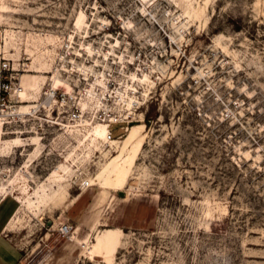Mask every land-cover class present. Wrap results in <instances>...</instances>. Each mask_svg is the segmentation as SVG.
<instances>
[{
    "label": "rangeland",
    "instance_id": "1",
    "mask_svg": "<svg viewBox=\"0 0 264 264\" xmlns=\"http://www.w3.org/2000/svg\"><path fill=\"white\" fill-rule=\"evenodd\" d=\"M1 1L0 58L24 88L0 126L18 264H264V0ZM66 34L79 42V130L44 108ZM133 127L142 143L117 157ZM133 196L155 202L154 220L114 226L108 211ZM78 203L90 204L79 222ZM110 228L118 249L89 258Z\"/></svg>",
    "mask_w": 264,
    "mask_h": 264
},
{
    "label": "built area",
    "instance_id": "2",
    "mask_svg": "<svg viewBox=\"0 0 264 264\" xmlns=\"http://www.w3.org/2000/svg\"><path fill=\"white\" fill-rule=\"evenodd\" d=\"M74 41L73 34H66L60 42L59 50L55 53L53 71L50 74V86L44 92V100L47 102H55L59 106V112L63 118L70 124L79 125V98L84 88L79 87V42ZM15 69L10 66V60L1 58L0 60V126H4L19 116V111L14 108L11 100L20 101L21 86L17 81ZM61 79L64 84L56 87L52 86V78ZM66 85L70 86V90L66 89ZM109 110V109H107ZM25 113V112H24ZM22 115H24L22 113ZM107 133L106 142L111 141L114 136L111 133L110 126L119 124L123 121L121 113L115 112L112 115H106ZM127 118V117H125ZM105 120V119H102ZM58 231L62 236L69 238L73 232V226L69 222H60Z\"/></svg>",
    "mask_w": 264,
    "mask_h": 264
},
{
    "label": "crops",
    "instance_id": "3",
    "mask_svg": "<svg viewBox=\"0 0 264 264\" xmlns=\"http://www.w3.org/2000/svg\"><path fill=\"white\" fill-rule=\"evenodd\" d=\"M77 198H74L73 200ZM6 201L7 198L0 199V264H18L22 258V250L11 242L10 236L9 234H6L5 230L8 220L7 218L10 215L14 204L7 203ZM89 205L90 204L86 206L85 203L77 204L75 216L78 222L80 218H84ZM84 206H86L85 209ZM156 210L157 207L153 200L145 199L140 196H133L126 202H120L114 206V208L110 209L108 211V219L109 221L113 222L114 226L116 227L140 229L146 227V225L154 220L156 216ZM110 229L120 230L119 228ZM97 233L99 232H96L94 236Z\"/></svg>",
    "mask_w": 264,
    "mask_h": 264
},
{
    "label": "bare ground",
    "instance_id": "4",
    "mask_svg": "<svg viewBox=\"0 0 264 264\" xmlns=\"http://www.w3.org/2000/svg\"><path fill=\"white\" fill-rule=\"evenodd\" d=\"M0 4H2V1L0 2ZM77 68L79 70V64L77 65ZM54 79L59 80L60 82H58V84H56L54 82ZM60 83L64 84V82L61 79L56 78V75H54L52 78V86L56 87ZM66 89L70 90V86L66 85ZM21 96H22V98L24 97V88L21 92ZM45 106L48 108H53L56 112H59V106L55 102H52V101L46 102L45 101L44 108H45ZM89 117H91L93 119L92 115ZM80 121H81V119L79 120V122ZM68 126L74 128L75 130H79V125L72 124V125H68ZM106 126H107V124H106ZM137 131H138L137 127H133L128 132L126 138L123 141V147H122V149L119 152V155L117 157L121 156L122 153L126 149H128L131 145H133V143H135L137 141L139 142V145L142 143V139H139V137L137 136ZM106 133H107L106 130H104V129L101 130V136H103V139H105ZM125 176H126V173L118 175L115 179V183H114V181L106 180L104 183H102V186L108 187V188H117L121 183H123L125 181ZM94 182H95V180L93 181V183H90V184H94ZM121 235L122 234L118 230H108L107 232L103 233L101 236L97 237L96 242L92 243L90 248L86 251V255L89 258H95L98 256H102V258L107 261L108 259H110V257L118 249L120 239H121Z\"/></svg>",
    "mask_w": 264,
    "mask_h": 264
},
{
    "label": "water",
    "instance_id": "5",
    "mask_svg": "<svg viewBox=\"0 0 264 264\" xmlns=\"http://www.w3.org/2000/svg\"><path fill=\"white\" fill-rule=\"evenodd\" d=\"M118 195L121 196V197L125 196L123 191H119Z\"/></svg>",
    "mask_w": 264,
    "mask_h": 264
},
{
    "label": "trees",
    "instance_id": "6",
    "mask_svg": "<svg viewBox=\"0 0 264 264\" xmlns=\"http://www.w3.org/2000/svg\"><path fill=\"white\" fill-rule=\"evenodd\" d=\"M118 136V135H117Z\"/></svg>",
    "mask_w": 264,
    "mask_h": 264
}]
</instances>
